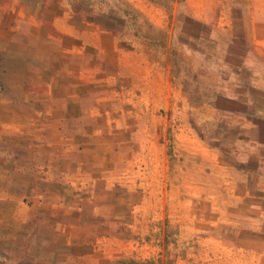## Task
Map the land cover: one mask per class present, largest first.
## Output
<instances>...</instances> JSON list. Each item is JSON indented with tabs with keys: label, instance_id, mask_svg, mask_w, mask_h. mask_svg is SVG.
Listing matches in <instances>:
<instances>
[{
	"label": "crops",
	"instance_id": "crops-1",
	"mask_svg": "<svg viewBox=\"0 0 264 264\" xmlns=\"http://www.w3.org/2000/svg\"><path fill=\"white\" fill-rule=\"evenodd\" d=\"M218 2L183 0L179 45L125 34L115 15L89 22L68 0H0V160L16 153L0 162V247L100 264L121 206L132 232L170 223L212 264H264V0L239 22L242 45ZM191 27L228 36L212 40L223 70L201 99L182 71L204 56Z\"/></svg>",
	"mask_w": 264,
	"mask_h": 264
},
{
	"label": "rangeland",
	"instance_id": "rangeland-1",
	"mask_svg": "<svg viewBox=\"0 0 264 264\" xmlns=\"http://www.w3.org/2000/svg\"><path fill=\"white\" fill-rule=\"evenodd\" d=\"M70 5L74 2L75 7H80L79 12L83 19L87 21H97L99 13L111 14L117 16L114 21L116 28L122 29L125 34L135 37H143L151 40H171L172 44H183L186 39V33L180 31V27L189 24L185 18L183 0H68ZM198 6L206 2V6L212 5V0H191ZM256 0H219L216 6H212V16L216 18L221 16L222 22H228L230 15L236 19L232 36L237 45L243 44V35L240 23L245 20L244 16L248 7L253 5ZM92 7V16L88 17ZM96 14V16H95ZM239 20V21H238ZM240 22V23H239ZM125 25V26H124ZM193 34L201 33L202 40L189 45L204 56L198 57L200 69L196 73L189 66L182 68L186 76V85L195 92L192 97L201 99L209 94L208 85L216 82L213 76L218 70L222 69L221 62H217L222 56V43H215L214 39L226 40L224 31L217 33V36L209 38V29L207 27H191ZM218 45V46H217ZM237 47H232L231 53H235ZM242 50V49H241ZM182 54V52L180 53ZM182 59H184V55ZM181 56V55H180ZM253 59V57H251ZM175 60V59H174ZM234 65V63L232 64ZM252 68L254 64H251ZM248 70V69H247ZM248 73V72H247ZM208 75V76H207ZM207 76V77H206ZM213 77V78H212ZM234 82L233 80L231 81ZM1 89V88H0ZM220 131H215L218 134ZM207 131H205V134ZM214 131L210 130L209 135ZM13 145V144H12ZM6 160L1 159L10 165L16 162L15 149L7 145ZM20 163V162H19ZM18 164V160H17ZM79 193V192H77ZM124 193V195H123ZM126 191L120 192V197H125ZM28 205L31 203L29 197L24 198ZM127 209L119 207L120 223L118 225L117 243L110 244L115 250L113 253H99L100 264H212L217 259L213 256L192 254L190 248L197 246L195 242L188 240L182 241L178 237V229L170 223L159 224L152 223L149 234L143 236V224H136V230L133 233L130 223L127 221ZM30 227H25L23 234L30 231ZM9 234V231H8ZM23 242V243H22ZM109 240L101 239L97 246L101 250L109 248ZM49 257L46 254H37L30 247L25 245V241H6L0 247V264H49Z\"/></svg>",
	"mask_w": 264,
	"mask_h": 264
},
{
	"label": "trees",
	"instance_id": "trees-1",
	"mask_svg": "<svg viewBox=\"0 0 264 264\" xmlns=\"http://www.w3.org/2000/svg\"><path fill=\"white\" fill-rule=\"evenodd\" d=\"M72 1H73V0H71V2H72ZM74 5H75L74 2H72V5H71L72 10H73V12H74L75 15L79 16V15H80V12H79L80 7H75ZM89 9H90V11H89V13H88L87 15H88L89 18H91V16L93 15V14H92V7L89 6ZM116 17H117V16H116Z\"/></svg>",
	"mask_w": 264,
	"mask_h": 264
}]
</instances>
